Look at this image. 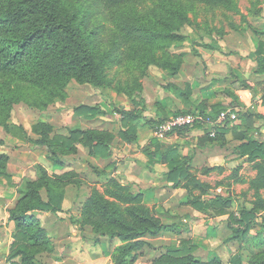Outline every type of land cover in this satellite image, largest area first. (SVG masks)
<instances>
[{
	"label": "rangeland",
	"instance_id": "rangeland-1",
	"mask_svg": "<svg viewBox=\"0 0 264 264\" xmlns=\"http://www.w3.org/2000/svg\"><path fill=\"white\" fill-rule=\"evenodd\" d=\"M57 1L59 7L66 4L83 19L103 84L94 86L71 78L66 81V85H61L63 92L59 96L44 102L35 100L37 94H32L33 88L5 76L0 78L1 84L8 90L16 86L25 91L27 100L14 103L9 115L0 118L7 121L8 125L22 126L30 138L38 137L35 128L41 121L55 126L51 136L68 134L71 128L76 127L105 133L111 131L115 134L111 143L112 152L107 158H97L89 154L87 147L79 144L75 152L61 154L63 163L58 165L48 158L45 148L35 144L29 137L25 138L20 129L8 130V126L0 121V154L10 156L8 168L12 173L10 180L4 177L0 181V264L19 260L18 256H11L14 223L9 220L8 210L23 193L21 190L25 188L27 180L38 177V165L46 167L51 175L69 173L67 180L70 181L66 186L62 211L50 212V219L44 214L45 211H35L49 235L48 241L34 249L37 264H116L119 256L117 247L122 244L121 240L117 236L101 233L100 226L96 228L94 225L96 215L93 221H86L82 216V206L92 187L104 191L108 176L116 177L114 173L119 175V171H127L135 176L140 166L143 170H155L160 179L158 187L136 181L133 182L137 184L134 187L127 183L128 175V178H116L129 185L133 191L143 190L146 193L143 203L162 222L177 224L178 230L147 236L150 243L137 250L138 258L133 264H154L164 254L167 245L180 243L181 240H191L196 245L194 253L205 260L220 258L223 263L232 264V255L241 252L245 264H249L252 253L264 250V244L260 246L257 240L249 245L246 241L230 240L232 230L228 226L229 213L215 215L202 210L199 215H195L197 218L193 217L191 204L186 201L189 193L187 188L183 184L174 185L173 182L171 185V181L166 182L164 178L168 165L164 166L165 170L162 169L158 154L150 161L145 154L136 155L135 148L144 146L153 151L156 148L154 139L160 140L161 147L174 142L170 141L173 133L164 139L155 137L154 124L151 125L148 120L169 117L177 111H183L178 108L183 107L184 102L175 97L172 90L176 84L183 88L188 84L195 91L193 97L198 94L196 90L200 86L211 82L217 87L221 86V90L234 91L241 99L250 90L261 94L262 84L255 83V79L258 81L259 76L264 75L258 69L259 48L264 45V0H232L227 5L209 3L208 0H135L119 10H126V13L138 17L156 30H161L154 27L161 25V20L167 21L171 24L168 26L173 37L170 40H137L126 44L122 43L123 39L118 35L121 19L114 9L95 0ZM169 4L177 10H184L186 19L172 13V7L167 8ZM179 61L181 66L178 73L166 68L168 62L175 64ZM63 94L62 99L60 96ZM80 104L97 105L101 113L94 116L78 114L75 107ZM136 109L140 110L142 116L124 120V112L127 114ZM255 114L261 113L254 111ZM130 124L135 125L139 135L137 141L131 142L132 147L128 145L130 142L120 137V130L128 128ZM231 126L227 135L228 144L237 141L234 134L241 131L240 124ZM253 126L256 136L264 139V119L256 118ZM194 129L207 131L206 128L195 126L181 132ZM178 145L182 155L191 157L184 152V143ZM227 148L231 153L235 152L234 143ZM119 150L126 156L118 154ZM131 165L136 166L135 172L129 169ZM154 166L157 168L154 169ZM74 178L84 179L81 184H75ZM231 191L236 199L238 190L232 184L212 186L210 194L229 195ZM241 191L243 201L232 204L230 211L253 205L254 193L244 189ZM195 192L198 194V191ZM189 197L192 198L191 195ZM55 223L60 225L59 230Z\"/></svg>",
	"mask_w": 264,
	"mask_h": 264
},
{
	"label": "trees",
	"instance_id": "trees-1",
	"mask_svg": "<svg viewBox=\"0 0 264 264\" xmlns=\"http://www.w3.org/2000/svg\"><path fill=\"white\" fill-rule=\"evenodd\" d=\"M108 8L114 9L120 18V33L123 44L133 43L137 40L159 41L173 37L167 21L161 20V25L154 26L161 30L152 29L136 16L119 10L128 6L135 0H95ZM209 3L229 4L232 0H208ZM57 0H0V78L9 77L33 88L32 94H37L35 100L49 101L54 96L63 92L61 85L71 78L94 86L103 84V77L99 65L94 57V52L88 39L89 33L83 26V19L76 10L65 5L59 7ZM172 7V13L186 19L185 11ZM174 14V15H175ZM262 45L259 48L258 69L264 73V52ZM168 69L178 73L181 61L168 62ZM264 76V75H263ZM262 76V77H263ZM172 89L175 97L184 103H194L193 91L190 86L185 88L174 85ZM249 87V86H248ZM233 95L234 102L238 103L239 96ZM62 99L64 94L60 96ZM264 98V95H263ZM27 100L26 92L13 86L11 90L5 88L0 81V116L7 117L14 103ZM226 108V107H225ZM224 109V108H222ZM221 108L207 111L204 108L183 110L182 112H201L207 115H216ZM78 114L90 116L98 115L101 109L97 105L80 104L75 107ZM174 112V111H172ZM142 116L139 109L124 112V120ZM255 116V118H254ZM170 117V116H169ZM169 117L150 119L154 126ZM260 114L254 111L239 112L240 132L234 136L241 140L235 145L234 150L241 157L247 155L252 161L257 174L250 180V188L254 190L255 200L253 205L241 206L236 211H230L234 197L223 194H210L212 185L202 181L191 170V157L182 155L178 144L160 145V140L154 139L156 148L152 151L145 148L150 161L156 154L160 160L166 162L168 181L174 185L183 184L192 196L190 202L200 210L210 211L215 215L229 213L228 226L232 230L229 239L246 241L249 245L257 240V244H264V139L258 138L254 133V121ZM264 118V116L262 115ZM5 124L8 130L20 129L25 138L32 140L46 149L48 158L55 164H62L60 155L66 152H75L79 144L87 147L89 154L97 158H107L112 152L113 132H100L94 129L71 128L68 134H54L55 126L47 121L36 124L37 138H30L22 126ZM233 124V125H235ZM232 125V126H233ZM196 127L206 128L204 124ZM231 125L218 126L212 136L208 129L205 135L207 142L224 144L228 141L227 135ZM231 126V127H232ZM153 128V126H152ZM185 128L179 129L181 132ZM207 129V128H206ZM239 133V134H238ZM120 137L128 142L137 141L139 135L134 124L120 130ZM10 156L0 154V181L5 177L12 178L8 163ZM105 173V172H102ZM38 177L29 178L23 192L14 206L9 210V220L14 223V241L11 244L12 257H19L11 264H37L35 248L48 241L49 235L46 227L36 216L35 211L58 213L63 210L66 196V186L70 179L69 173L51 175L43 165L37 166ZM105 190L100 191L92 187L82 206V216L86 221H91L96 215L94 225L102 229L101 233L117 236L121 243L117 250L119 256L116 264H133L137 258V250L150 243L147 236H158L162 232L178 230L177 224H168L152 213L149 206L143 203L144 191H133L129 185L120 182L116 177L108 176ZM83 179L74 178L75 184H81ZM198 191V194L195 192ZM93 221V220H92ZM256 233H252L254 230ZM36 244V245H34ZM196 245L191 240H181L180 243L169 244L165 247L164 254L154 261V264H225L219 259L205 260L194 253ZM232 264H245L243 254L236 252L232 255ZM249 264H264V250L253 252Z\"/></svg>",
	"mask_w": 264,
	"mask_h": 264
},
{
	"label": "crops",
	"instance_id": "crops-1",
	"mask_svg": "<svg viewBox=\"0 0 264 264\" xmlns=\"http://www.w3.org/2000/svg\"><path fill=\"white\" fill-rule=\"evenodd\" d=\"M256 70V68H253ZM259 81V82H258ZM258 81L255 79V83L257 84H262L261 87V94H256V92L251 91L246 93V97L244 99H240L238 103L234 102L233 95L231 94H236L232 90H221V86L213 83H207L208 85H205L204 87L200 86L199 89L196 91L198 94L196 97V102L192 103H184L183 107L178 108L180 110H194V109H199V108H204L207 111H215L219 108H225V107H239L240 110L239 112L242 111H247L248 109H251L255 111V113H261L259 118H263L262 115L264 116V76H259ZM192 87H194L192 85ZM220 89V90H219ZM256 91V90H255ZM195 93V91H193ZM249 93V94H248ZM249 95V96H248ZM237 96H239L237 94ZM181 112V111H180ZM264 119V118H263ZM241 121L239 120L237 123H240ZM207 131H208V127ZM203 132L201 129H194L191 131H187L186 133L184 132H175L172 135V140L174 141L172 143L174 144H180L184 143L186 146H184V152L189 153V155L192 157L191 161V170L194 172L198 178H200L202 181L210 183L212 186H221L222 185H233V187L237 188V193L238 195L236 196V199H234L233 205L235 203L243 201V192L241 191L244 189L245 191H249L250 193H254V190L250 188V180L254 178L257 174V170L254 168V165L252 161H249L246 156H239L237 152L233 151L232 153L228 150V145H231L234 143V147L236 144L241 142V140H235L233 142H230L229 144L226 142L224 144L220 143H213V142H207L205 139L206 132ZM205 133V134H204ZM262 133L264 134V128L262 130ZM145 143V141H143ZM171 143V144H172ZM189 143V144H188ZM228 144V145H227ZM132 145V143L128 144ZM132 147V146H131ZM141 149H136L137 151L136 155H141L145 154L147 156V160L149 159L148 154L145 152V147L140 146ZM180 148V147H179ZM118 154H123L125 153L123 151H118ZM126 156V155H125ZM138 158V156H136ZM145 159V158H144ZM146 160V159H145ZM163 167L167 165L166 162H161ZM137 165V164H136ZM138 166V165H137ZM136 166L131 165L129 169H134ZM127 169V167H125ZM157 166H154V169H156ZM150 169L143 170V168L140 166V169H138V172L135 173V176L132 175V173L126 172H118L119 175L114 173L116 177L120 178H128L127 183L133 185L134 187L137 186L136 183L133 184V182H138V183H146L148 182V185L151 187H158L160 185V179L158 177V174L154 172L155 170L149 171ZM146 171V174H145ZM135 172V169L134 171ZM167 172V171H166ZM166 172L164 173V178L166 182L168 181ZM121 173V174H120ZM125 174V177H124ZM128 175V177L126 176ZM201 176H204L201 178ZM215 178V179H212ZM84 179V178H83ZM214 181H212V180ZM88 181V179H86ZM89 182V181H88ZM90 183V182H89ZM172 185V182H169ZM216 184V185H215ZM188 191V190H186ZM244 191V192H245ZM263 196H264V189L261 190ZM232 195L233 192H230ZM144 192V196H145ZM212 195V194H211ZM189 193L186 195L187 197V202L191 204L190 200L191 198L189 197ZM213 196V195H212ZM235 197V196H234ZM232 205V206H233ZM231 206V207H232ZM191 210L194 212L192 214L193 217L197 218L195 215H199L202 210L196 208L191 204ZM47 214V218H51L49 213H44ZM50 216V217H49ZM40 217H43V215H40ZM168 224H172L170 222H164ZM56 224V228H60V225L58 223ZM59 230V229H58ZM253 233H256L255 231Z\"/></svg>",
	"mask_w": 264,
	"mask_h": 264
},
{
	"label": "built area",
	"instance_id": "built-area-1",
	"mask_svg": "<svg viewBox=\"0 0 264 264\" xmlns=\"http://www.w3.org/2000/svg\"><path fill=\"white\" fill-rule=\"evenodd\" d=\"M239 110V107L229 106L220 110L214 116L201 112L178 113L157 123L153 127V135L159 139H164L179 129L195 127L196 124L200 123L208 127L211 135L214 136L218 126L233 125L240 120Z\"/></svg>",
	"mask_w": 264,
	"mask_h": 264
}]
</instances>
